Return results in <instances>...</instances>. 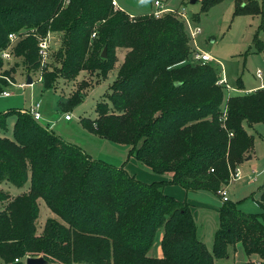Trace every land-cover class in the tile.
Segmentation results:
<instances>
[{"label":"trees","instance_id":"1","mask_svg":"<svg viewBox=\"0 0 264 264\" xmlns=\"http://www.w3.org/2000/svg\"><path fill=\"white\" fill-rule=\"evenodd\" d=\"M222 1L202 0V11ZM234 5L235 15H260L253 42L264 55V0ZM31 29L62 35L60 65L42 75L47 89L84 70L107 77L117 49H126L108 100L97 103L95 119L81 122L100 137L129 145V156L156 173H169L170 182L219 195L250 154L254 138L247 126L264 123V87L231 95L224 111V87L217 84L222 70L212 62H187L193 55L189 36L174 13L131 18L115 10L112 0H0V50L11 43L10 33H22L13 54L29 71H38L39 39ZM5 63L0 57V70ZM7 85L0 78V94ZM87 85L60 100L63 111L81 102ZM11 113L12 138L1 133ZM4 181L30 186L14 197L0 189V204L6 202L0 209V264H26L28 256H43L44 264H215L239 242L260 258L246 264H264V221L258 215L224 201L209 251L190 203L166 193V181L146 183L123 166L92 158L19 110L0 112ZM39 200L56 215L41 233ZM258 204L264 216V186ZM160 232L163 255L155 257L150 251Z\"/></svg>","mask_w":264,"mask_h":264},{"label":"rangeland","instance_id":"2","mask_svg":"<svg viewBox=\"0 0 264 264\" xmlns=\"http://www.w3.org/2000/svg\"><path fill=\"white\" fill-rule=\"evenodd\" d=\"M116 1L124 11L130 15H135V17L152 14L157 9L155 0ZM160 1L165 8L172 10L184 8L187 11L190 18L189 23L185 22V18L179 16L176 12L171 13H174L184 22L192 53L196 51L210 53L214 57V60L210 62L222 70V74L224 73L229 86L239 89L240 93H245L257 90L259 86L264 85V55L257 52L253 42L254 34L261 21L260 15H235L234 0H223L211 7L207 12L202 11V0H197L195 3H191V0ZM165 13L168 12L166 11ZM194 15H197L198 18H194ZM195 27H200L201 32L193 36L192 29ZM31 32L37 34L39 41H47V56L44 60L42 59L44 64L40 63L41 71H29L23 66L21 58L14 56L9 64L5 63L0 70V74L7 75L11 82L17 85L14 86L8 82V85L4 87L13 94L11 96L0 94V112L6 113L10 110L21 111L22 109H29L32 104L40 101L42 119L39 120V123L45 127L53 124L54 133L64 141L80 147L92 158L104 160L113 165L120 163L118 160H121V163H127L130 166L128 167L129 170L132 168L136 169L134 171L137 174H135L136 178L144 180L143 182L151 183L153 180L161 178L159 181H166L164 190L165 188L173 187L178 192L173 196L177 199V196H182L180 193H182L184 188L170 182L167 179V177L171 176L169 173H156L145 164L136 160L135 157L131 156L132 158H129V145L118 144L108 139L105 140V138L100 140V136L85 129L81 122L82 118L95 119L98 116L96 111L97 103L108 100L107 95L111 92L110 85L117 77L126 49H117V60L107 77H102L98 71L84 70L73 80L60 77L55 81L54 86L47 89L40 77L43 71H52L56 66L60 65L58 53L62 45V35L54 31L39 34L37 29H31ZM17 35L18 39L24 36L22 33ZM18 39L12 42L13 47ZM92 39L94 38L92 37ZM187 62L197 63L199 61L194 60L193 56L190 55ZM7 70L10 75L6 74L5 71ZM259 70L262 71V77L257 75ZM28 75L34 80L32 84H26ZM239 81L242 83V88H239ZM22 83L24 85L19 86ZM81 83L82 85L84 83L88 85L84 86L82 90L83 98L81 102L69 111L72 114V120L67 121L64 118L66 112L62 110L60 100L67 99L80 87ZM224 91L225 101L223 108L226 111V101L229 95L226 89ZM233 94L234 92L230 96ZM15 121L16 114H9L7 117L8 130L1 131V133L12 138ZM247 129L254 138L252 150L249 154L252 155V158L244 160L243 164H238L241 177L232 180L226 186L227 196L230 202L235 203L240 210L249 214H256L264 221L261 207L258 204L261 187L264 184V123L247 126ZM48 130L51 131V129ZM153 175L157 179L153 178ZM29 186V182L22 187H18L9 181H4L0 184V189L9 192L14 197L27 192ZM198 193L191 196L189 194L187 201L190 203L191 209L194 207L192 212L195 214L194 219L198 236L204 241L208 250L212 251L215 230L219 225L217 206L224 201L221 194L217 195L210 191ZM5 203L0 204V209L5 206ZM39 207L40 214L37 220V228L38 232L41 233L47 222L46 220L50 217H56V215L42 200H39ZM158 239L159 236L155 240V245ZM249 260H260V258L257 254L248 255L242 243L239 242L235 246L229 247L226 257L216 258L215 264H246Z\"/></svg>","mask_w":264,"mask_h":264},{"label":"built area","instance_id":"3","mask_svg":"<svg viewBox=\"0 0 264 264\" xmlns=\"http://www.w3.org/2000/svg\"><path fill=\"white\" fill-rule=\"evenodd\" d=\"M112 5L114 7L115 10H123L119 5L118 2L116 0H112ZM155 6H156V10H154L152 12V15H154L155 17H160L161 15L164 14V12H176L179 16H181L182 18H185V22L189 23L190 18L188 17L187 11H185V9H177V10H172L170 8H165L163 7V4L160 0H155ZM131 18H134L135 16L130 15ZM201 32V28L200 27H195L192 29V35L196 36L197 34H199ZM96 36V32H94L92 34V37L94 38ZM9 38L11 39V43L8 45V47H6L5 49L0 50V57L7 63L9 64L10 61L13 59L14 54H13V41H16L18 39V35L15 33H10L9 34ZM47 49H48V44L47 41H39V55L41 58V64H44V62H42V59L44 60L47 56ZM193 59L194 60H198V61H206V62H210L214 60V57L208 53V52H201V51H196L195 53H193ZM38 71H41V68H39ZM44 72V71H43ZM43 73L41 74V80H43L42 78ZM257 75L259 77H262V71L259 70ZM0 78H5L7 80V82H10L11 84H13L14 86L17 85L13 82H11L10 78L1 73L0 74ZM34 82V80H33ZM218 84L224 86V89H226L228 91V95L230 97L231 92H239V89H235L232 88L231 86H229V84L226 82V78L224 76V74L221 76L220 80L218 81ZM24 84H20L19 86H23ZM2 95L4 96H11L13 93L8 91V90H4L2 93ZM227 97V99L229 98ZM24 112L29 113L30 115L33 116V118L37 121H39L40 119H42V113L40 111V101H37L36 103L32 104L29 109L25 110ZM65 118L66 119H71L72 118V114L70 112L65 113ZM241 177V171L240 168L237 167L236 172L232 173V177H231V181L232 180H236L239 179ZM219 194H221V196L223 197V201L229 200V197L227 196V190L226 187L222 188L219 191ZM29 257V256H28ZM27 257L24 258L25 262H26ZM17 261L19 259H16Z\"/></svg>","mask_w":264,"mask_h":264},{"label":"crops","instance_id":"4","mask_svg":"<svg viewBox=\"0 0 264 264\" xmlns=\"http://www.w3.org/2000/svg\"><path fill=\"white\" fill-rule=\"evenodd\" d=\"M152 12V11H151ZM151 12H148V13H151ZM133 16H135V15H133ZM224 74V73H223ZM222 74V75H223ZM261 87H264V85L262 86H259V88H261ZM258 89V88H257ZM231 93H233V92H231ZM238 93H240V92H238ZM234 94H235V92H234ZM25 110H27V109H22L21 111H25ZM67 112H69V111H67ZM66 112V113H67ZM65 115V114H64ZM64 118H65V116H64ZM66 119V118H65ZM67 121H71L72 120V118L71 119H66ZM48 121V120H47ZM47 127V126H46ZM52 127H54V125L53 124H51V126H49V127H47L48 129H51V131H53V129H52ZM54 132V131H53ZM104 138H102L101 137V139L100 140H103ZM106 140V139H105ZM249 156V155H248ZM247 156V157H248ZM133 157V156H132ZM131 156H129V158H132ZM251 158H252V155H251ZM118 160V159H117ZM246 160H248L247 158L245 159V161ZM118 161H120V163H121V160H118ZM116 163V165L115 166H123V168H125L126 170H127V172L130 174V175H133V176H135V177H137L136 175V172H134L136 169L135 168H132L131 170H129V168L128 167H130L127 163ZM243 164V163H242ZM241 164V165H242ZM128 165V166H127ZM134 173V174H133ZM136 174V175H135ZM153 178H155V179H157L154 175L152 176ZM161 179V178H160ZM159 179V180H160ZM167 179L168 180H171V176L170 177H167ZM139 180H141V179H139ZM159 180H153L152 182H154V181H159ZM142 181V180H141ZM144 181V180H143ZM145 182H147V181H145ZM169 186H171V185H169ZM263 186H264V184H263ZM262 186V187H263ZM262 187H261V192H262ZM29 190V189H28ZM185 190V191H184ZM201 191H205V190H197V191H187L185 188L183 189V191H182V193H180L182 196H177L178 197V199L179 200H182L183 201V199L184 200H188V197H189V194H190V196L191 195H193V194H199L198 192H201ZM165 192L166 193H168V194H171V195H175L176 193H178L173 187H168V188H165ZM261 194V193H260ZM259 194V195H260ZM222 203L223 202H220V204L217 206L218 208H217V212H218V209H219V207L222 205ZM204 208H208V207H204ZM194 209V207H192V210ZM205 210H207V209H205ZM194 213H195V211H194ZM195 215V214H194ZM216 231V230H215ZM158 236H159V239H158V242L156 243V245L154 244V246H153V248H152V250L150 251V253H151V255H153V256H155V257H161L162 255H163V252H162V247H161V237H162V233L160 232V233H158ZM214 241V240H213ZM156 246V247H155ZM253 261H259V260H253Z\"/></svg>","mask_w":264,"mask_h":264},{"label":"water","instance_id":"5","mask_svg":"<svg viewBox=\"0 0 264 264\" xmlns=\"http://www.w3.org/2000/svg\"><path fill=\"white\" fill-rule=\"evenodd\" d=\"M196 1L197 0H191V3H195ZM102 57L103 58L107 57V47L103 49ZM32 83H33V78L30 75H28L26 84H32ZM246 158L250 159L251 155H249ZM44 263H46V260L44 259L43 256H38V257L29 256L26 259V264H44Z\"/></svg>","mask_w":264,"mask_h":264}]
</instances>
